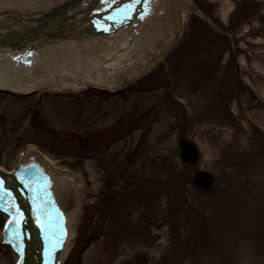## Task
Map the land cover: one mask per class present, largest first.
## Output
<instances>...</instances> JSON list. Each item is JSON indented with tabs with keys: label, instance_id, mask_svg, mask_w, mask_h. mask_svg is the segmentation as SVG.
Here are the masks:
<instances>
[{
	"label": "rangeland",
	"instance_id": "374dc122",
	"mask_svg": "<svg viewBox=\"0 0 264 264\" xmlns=\"http://www.w3.org/2000/svg\"><path fill=\"white\" fill-rule=\"evenodd\" d=\"M227 2L231 9L224 18L227 8L221 5ZM193 3L206 18L190 15L184 41L168 57L172 77L180 81L181 59L187 57L203 73L212 65L214 73L206 75L210 84L203 85L226 83L227 76L234 80L230 86L224 85L223 95L216 97L218 101L203 116H183L172 128L164 124L150 130L152 116L163 115V107L175 108L165 100L153 112L135 108L103 126L85 122L81 128L80 113L112 106L114 101L105 100L113 94L91 89L73 100L0 96L2 103L11 106L17 102L22 111L21 117L11 119L0 112V163L5 168L11 166L20 148L30 144L61 168L81 169L87 182L86 164L96 176H107L97 181L103 186L98 205H88L96 202L91 197L83 199L78 236L64 264H264V0ZM253 17L258 23L251 20L250 31L241 35L239 28ZM241 55L246 58V68L240 64ZM163 66L144 76L135 88L155 86L159 90L165 84L167 89ZM178 82L175 92L181 93ZM133 92L130 88L120 94L130 97ZM52 104L58 106L54 113L62 112L59 122H52L48 108ZM142 125L143 130H138ZM181 137L199 146L201 159L196 166L180 164ZM123 138H129L126 154L116 152L118 146L113 148ZM198 168L215 175L208 190L192 186ZM155 188L160 191L158 196L153 193ZM143 192L149 197L142 199ZM119 201L124 203L122 211L115 210ZM154 221H160V226L155 227ZM213 246H217L215 250L219 247V257L208 255ZM12 259L9 250L0 245V264H10Z\"/></svg>",
	"mask_w": 264,
	"mask_h": 264
},
{
	"label": "bare ground",
	"instance_id": "6f19581e",
	"mask_svg": "<svg viewBox=\"0 0 264 264\" xmlns=\"http://www.w3.org/2000/svg\"><path fill=\"white\" fill-rule=\"evenodd\" d=\"M63 0H0V11L6 10L12 14L11 18H19L22 15H26L27 13H40V12H48L50 10L57 9L63 3ZM194 0H171L170 3L167 4V11L165 16H163V25L161 30L154 29V34H149L146 31L144 34L140 32V36H134L135 43H128L126 41V35L121 33V35L117 36L122 38L119 40H100L95 37H89L83 34V20L85 17L84 10H78L79 8L76 6L72 11L67 9L65 11V15L75 14L72 20L65 22V24H60L56 19L53 21V25L55 27L60 25L61 34L66 35L69 39H75L77 42L71 44L70 46L64 48L62 46H58L53 53L57 54L62 58V62H58L65 65L69 64L70 66L64 68L61 72V76H54L52 79H55L51 82H47L46 86L40 87L39 90H45L49 86L56 87L57 89H50L46 92L48 93H79L87 88L89 85L96 86L100 89H106L107 91H118L123 87L131 86V82H136L139 76L145 74V72L151 71L153 66L157 65L161 59H164L165 55H167L170 50H173L174 46L178 43V41L184 35V29L186 30L187 23L189 22L190 15L195 13L200 17H205L204 14L193 5ZM222 9L227 8L226 12H223V17L226 18L228 11L231 9L230 2L222 3ZM83 14V15H81ZM70 17V16H69ZM256 23V22H255ZM254 23V24H255ZM250 26L248 22L242 24L239 28V33L241 35L248 31H250ZM44 38V36H41ZM124 39V40H123ZM76 53V55H74ZM82 56V60L79 55ZM68 56V58H66ZM260 55V54H259ZM264 56V55H263ZM263 58V57H261ZM240 64L246 68L247 61L244 55H241L239 58ZM47 64V63H46ZM57 64V63H55ZM186 72L183 77L179 78L180 81L178 84L181 85V93L175 94V100L179 105L184 104L188 106L189 118L196 119L198 116H202L210 107L209 101L212 100L214 102V98L212 95H209L208 91L211 90L212 87L218 92V88L214 85H203L206 81L204 78L199 80L197 77L189 74V70H191V66L189 64V59L187 57L183 60L182 66ZM6 73L2 75V83L0 84L1 88H6L9 90H13L15 92H19L17 94L31 91L33 89L38 88L40 85H34L36 77L34 74H20L13 75L9 70L5 69ZM50 69L47 68L43 73H47ZM58 73V74H59ZM219 74V73H218ZM216 74L217 76H219ZM214 76L217 78V76ZM198 81L201 83V90L199 93L193 95V97H188V94L196 87H198ZM175 83H173V86ZM207 85V86H206ZM132 96V98H117L114 97L110 102L113 103L112 106L108 108L104 107V109H98L97 107H93L91 110L84 111L80 113V121L78 122V127H83L86 123L94 125L96 127L103 126L104 123L112 121L117 116L122 115L124 112L132 110L135 108H144L145 112L149 111L152 107L158 106V104L164 100L165 88L162 90L144 92L140 90ZM173 91V90H172ZM57 104L51 105L48 108L50 109V116L52 122L61 121L62 112L57 111L54 113V110ZM177 106V118H182V109ZM169 110H162V114L160 118H156L153 116V120H161L157 124H155L152 130L163 127L164 124H168L170 114ZM0 112L1 115L4 114V117L11 119L14 117H21L22 111L21 106L16 102L13 105H9V102H1L0 101ZM144 113V112H142ZM176 118L175 122L178 121ZM173 126L170 124V127ZM9 129L11 126H7ZM126 139V141H128ZM125 140H121L119 144H116L113 148L117 147L116 152H123V154L127 151V142ZM112 148V149H113ZM32 150V149H30ZM29 150V151H30ZM19 154V153H18ZM19 156V155H18ZM17 157V156H16ZM19 158V157H17ZM93 163V162H92ZM59 165L51 164L50 170L53 172L58 178V186H61L64 196L66 197H74L77 201L78 210L76 212V222H78V218L81 217L82 210L84 205L82 199L85 197H91V200L95 199V201L90 202L88 205H98L103 195L98 197V194L102 192L103 186H99L98 182L101 178H107V176H96L93 171V167H89L86 164L87 173L89 174V181L84 180L82 176V170L80 172H76L74 170H70L68 168H61ZM154 177V176H153ZM153 177H149L151 180ZM147 180V179H146ZM153 181V180H152ZM89 184V186L87 185ZM145 184V182H144ZM59 195L61 192L59 191ZM93 195V196H92ZM62 196V194L60 195ZM149 197L148 193L143 192L142 199ZM121 200V199H120ZM123 210L124 203L116 202L115 210L118 211ZM76 223L74 225L75 229ZM74 234V232H73ZM73 237V235H72ZM68 242V245L64 251L65 253L69 250L70 244L73 238ZM211 244V241H210ZM217 246H213L208 249L209 256H217L219 257L221 254L219 253V247L215 250ZM223 259V258H222ZM86 262V257L84 259ZM104 264H108L107 262H103ZM222 263V260H221ZM76 264H79L76 263ZM92 264V263H89Z\"/></svg>",
	"mask_w": 264,
	"mask_h": 264
},
{
	"label": "water",
	"instance_id": "95a60500",
	"mask_svg": "<svg viewBox=\"0 0 264 264\" xmlns=\"http://www.w3.org/2000/svg\"><path fill=\"white\" fill-rule=\"evenodd\" d=\"M203 177L205 181L209 180V177L206 175V174H202V173H199L197 175V178H195L196 180H201L200 178ZM39 257V256H38ZM136 264H139V263H136Z\"/></svg>",
	"mask_w": 264,
	"mask_h": 264
}]
</instances>
